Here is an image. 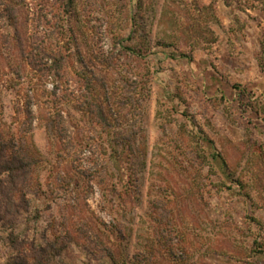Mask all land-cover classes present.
<instances>
[{"label": "rangeland", "instance_id": "obj_1", "mask_svg": "<svg viewBox=\"0 0 264 264\" xmlns=\"http://www.w3.org/2000/svg\"><path fill=\"white\" fill-rule=\"evenodd\" d=\"M228 1L168 0L163 9L160 0L138 14L137 0H74L67 15L66 0H1L17 18L0 19V129L24 140L37 163L28 204L16 196L14 225L0 222V264L54 242L50 264H98L78 227L114 247L116 230L129 234L130 252L148 244L150 263L174 264L157 243L153 198L184 233L173 239L184 264H264V254H249L253 237L264 238L249 220L264 226V8ZM189 18L212 30L200 44L184 28ZM125 45L154 47L136 55ZM35 47L65 57L60 75L29 64ZM29 98L34 118L22 135ZM86 100L103 106L109 127L81 111ZM58 111L64 139L45 128Z\"/></svg>", "mask_w": 264, "mask_h": 264}, {"label": "trees", "instance_id": "obj_2", "mask_svg": "<svg viewBox=\"0 0 264 264\" xmlns=\"http://www.w3.org/2000/svg\"><path fill=\"white\" fill-rule=\"evenodd\" d=\"M159 1L156 2L154 0H137L136 8L138 14L139 11L141 14V10L144 6L151 5L153 2L158 3ZM167 2L168 0H163V2H161V8L164 9L166 7ZM225 2L229 5L228 0H225ZM256 2L264 8V0H256ZM73 3L74 0H66V3L64 5L65 14L69 15L71 13ZM0 5L4 6L3 9H0V19L7 18V21L10 22L11 25L16 26V7L9 2L2 3L1 0ZM204 26L196 18H189V22L185 24L184 28L189 32V38H191L193 44H200V42H202L204 33L207 30L212 33V30L209 27V29L206 27L208 26V24H205ZM17 38L19 39L18 35ZM161 43V41H157L154 46L159 45ZM19 44H21L20 41ZM154 46L139 45V47H133L130 45H125L124 48L126 51H128V53L131 52L137 55L140 54L142 50H151ZM76 50L78 61H84L83 57L78 51V47L76 48ZM178 54L182 57L190 58V56L183 51H179ZM27 55L29 64L33 66L35 70H37L42 75L49 73L60 75L59 72L61 68H63V64L65 62V57L63 55H60L58 57L55 53H52L51 51H47L45 49H41L40 47H35V50L31 53H27ZM102 62L108 64L109 59L105 58ZM97 79L98 81H100L101 77H97ZM237 87L238 86L234 87V92H237L234 93L235 99L239 101V104L240 106H242V108L250 106L248 104V99L246 100L244 90L239 89V87ZM86 88L87 91H92L89 82L86 83ZM127 91L130 93L131 91H134L137 94V92L139 91V87L135 83H131ZM126 98L131 103L134 99V96L129 95L126 96ZM83 104L84 107H81V111H84L87 114L91 115L104 127L110 126L108 118L104 112V108L101 104H99L98 102H94L93 100H86ZM30 106L31 99L29 98L25 103V122L24 129L21 133L22 135H24V133L29 132L32 128L34 116ZM45 128L49 132H53L55 134L57 133L60 139H64L65 137H67V128L65 127L63 122V115L59 111L54 115V117L49 118L45 125ZM216 157L220 156L218 154L211 155L210 159L213 158L215 160ZM36 163L37 160H35V158H33L29 154L24 140H17L14 137L6 138L3 134V131L0 129V172L1 174H7L6 178L0 179V222H2L3 228H6V226H13L16 221V216L20 214L19 209L14 204V199L16 196L21 198L25 206L26 204H28L29 200L26 199V194L29 190H31V174L35 169ZM228 174L230 175V173ZM237 181L238 180H236L235 182ZM239 185L242 186L241 183H239ZM137 200V202L139 203L140 201H142V199L140 198H137ZM148 204V213L149 210H151L150 213L151 215H153L154 221L157 222L156 225L153 226V229L154 233H156L157 236L158 245L164 249H169L168 252L171 254L172 261L174 262V264H184L186 262V256L180 254L178 255V253L175 252L173 242V239L176 238V236L180 235L183 237L184 233L181 232L182 230L179 231L175 228V223L172 222L174 217L172 214V210L170 208H167L168 203L162 198H153L148 201ZM158 210L164 212L162 213ZM249 220L250 224L253 223L255 225H258L259 228H264V226L261 225V221L258 220L256 217H250ZM90 229L93 230L92 228ZM78 230L80 231V233H82V236H84L88 240V242H90L89 245L93 250L94 258L99 262L98 264H152L150 262H152L153 258L155 257L154 251L152 250L151 246H148V244H145V247L143 248L135 247L132 249V252H130L128 250V243L124 242V240L129 239V234H120V231L118 230H116V232H119L120 243L116 247H114V245H109V243L105 240L103 241L98 234H89L87 232L88 230H86L84 227H78ZM10 235V242L12 244H16L17 236H15L12 232H10ZM64 244L66 246V243ZM15 246L16 245H14V248ZM49 247L50 248L48 249H44L41 247H36V245L34 244L33 246H31L30 254L18 251L14 256H12L6 261V264H50L52 258L55 256V253H52L51 250L58 251V247L56 246L55 242L54 244L50 243ZM181 252L186 255L185 249L182 248ZM221 254L224 257H231L227 253ZM249 254H264V238H262L261 235H256L251 240Z\"/></svg>", "mask_w": 264, "mask_h": 264}]
</instances>
